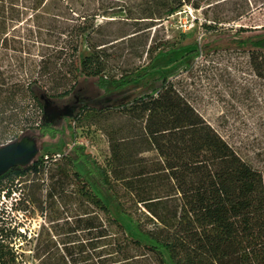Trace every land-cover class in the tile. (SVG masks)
<instances>
[{
	"label": "rangeland",
	"instance_id": "obj_1",
	"mask_svg": "<svg viewBox=\"0 0 264 264\" xmlns=\"http://www.w3.org/2000/svg\"><path fill=\"white\" fill-rule=\"evenodd\" d=\"M140 2L46 0L37 13L28 12L11 34L20 43L9 40L0 45V146L12 142L17 125L42 119L35 103L26 114L20 111L15 90L24 73L40 79L52 95L70 89L75 83L74 57L92 54L87 39L105 58L107 77L142 75L112 93L90 81L85 97L54 102L61 107L77 106L73 117L56 124L63 129L58 138L38 131L24 135L36 144L37 156L32 165L11 168L9 176L15 181L8 186L13 190L10 196L4 191L0 195V225L15 229L11 246L20 264H160L159 257L144 246L149 242L145 237L126 229L112 213L90 201V195L101 197L87 173L78 169L88 184L74 174L67 148L74 143L83 145L107 165L109 134L124 120L117 109L80 114L84 104L115 105L123 99L156 95L167 80L264 178L263 56L231 47L210 53L202 49L219 35L264 30V0H216L203 2L200 8L188 4L162 18H130L126 11L102 14L109 5L117 8L119 3L137 12ZM192 16L195 26L184 29L182 23ZM84 26L89 30L77 40ZM55 153L62 157L45 162V155Z\"/></svg>",
	"mask_w": 264,
	"mask_h": 264
},
{
	"label": "trees",
	"instance_id": "obj_2",
	"mask_svg": "<svg viewBox=\"0 0 264 264\" xmlns=\"http://www.w3.org/2000/svg\"><path fill=\"white\" fill-rule=\"evenodd\" d=\"M45 1L0 0V45L9 40L20 43L11 34L24 23L28 12L37 13ZM213 1L216 0H141L137 12L131 11L124 1L117 8L109 5L102 14L126 11L130 18H162L188 4L200 8L203 2ZM88 30L84 26L76 39ZM87 44L92 54L74 57L75 83L62 93L50 94L40 79L24 71L15 90L20 97V111L26 114L35 103L42 119L17 125L12 142L21 140L29 131H38L50 139L59 137L63 129L56 124L61 120L46 121V98L53 102L80 99L78 95L85 97L90 81L104 92H119L142 77L134 73L119 79L107 77L105 58L95 51V43L87 39ZM230 47L261 53L264 67V30L242 29L227 37L219 35L214 41L205 42L202 49L210 53ZM79 109L80 114L117 109L124 118L123 124L109 134L111 157L107 165L86 152L85 146L75 143L67 148V158L78 181L88 184L78 170L82 168L94 191L100 194L101 199L88 196L90 201L112 213L126 229L145 237L149 242L144 246L159 257L160 264H264L263 175L172 83L165 80L156 95L123 99L115 105L84 104ZM77 118L79 114L75 115ZM10 170L0 175V195L4 191L10 196L13 190L8 186L15 181L9 176ZM15 232L0 225V264H20L11 246Z\"/></svg>",
	"mask_w": 264,
	"mask_h": 264
},
{
	"label": "water",
	"instance_id": "obj_3",
	"mask_svg": "<svg viewBox=\"0 0 264 264\" xmlns=\"http://www.w3.org/2000/svg\"><path fill=\"white\" fill-rule=\"evenodd\" d=\"M74 114V106L61 107L49 98L45 99L44 115L47 122L54 123L65 117L71 118ZM37 153L36 144L26 137L0 147V175L15 166L28 165L35 160Z\"/></svg>",
	"mask_w": 264,
	"mask_h": 264
},
{
	"label": "built area",
	"instance_id": "obj_4",
	"mask_svg": "<svg viewBox=\"0 0 264 264\" xmlns=\"http://www.w3.org/2000/svg\"><path fill=\"white\" fill-rule=\"evenodd\" d=\"M189 8V7H188ZM190 9V8H189ZM174 15V14H173ZM195 19L193 16L192 18L189 20H187L185 23H182V26L184 27V29L190 30L191 28H193V26H195ZM54 158L55 160H57L58 158L62 157V154L60 153H55L53 155H45L44 160L45 162H48L49 159ZM13 195L18 196V198H20L19 194L17 193V191H13ZM6 195L3 194L2 197H5ZM17 201V198L15 197V202Z\"/></svg>",
	"mask_w": 264,
	"mask_h": 264
},
{
	"label": "flooded vegetation",
	"instance_id": "obj_5",
	"mask_svg": "<svg viewBox=\"0 0 264 264\" xmlns=\"http://www.w3.org/2000/svg\"><path fill=\"white\" fill-rule=\"evenodd\" d=\"M71 106H74L75 109L77 108V106H75V105H71Z\"/></svg>",
	"mask_w": 264,
	"mask_h": 264
}]
</instances>
